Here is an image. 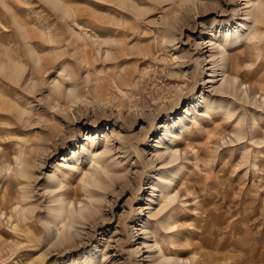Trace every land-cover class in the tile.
<instances>
[{
    "label": "rangeland",
    "instance_id": "374dc122",
    "mask_svg": "<svg viewBox=\"0 0 264 264\" xmlns=\"http://www.w3.org/2000/svg\"><path fill=\"white\" fill-rule=\"evenodd\" d=\"M246 1L59 0L68 11L64 15L43 0H0V61L12 59L24 68L17 84L9 82L7 71H0V94L7 96L0 99L8 110L0 111V154H7L6 161L0 158V170L6 162L15 168L17 144L36 151L32 145L40 138L59 133L53 139L55 150L52 141L47 143L51 155L31 189L37 212L47 206L42 198L46 176L66 152L71 157L86 135L95 141L110 135L114 158L128 171L115 186L123 193H108L97 225L85 227L79 247L52 249L42 264H65L76 254L85 258L103 252L113 264H147L140 230L146 221L168 256L191 264H264V23L254 26L255 36L226 52L227 75L246 96H222V104L236 108L235 117L229 120L222 110L199 114L198 123L176 141L182 159L178 162L184 165L173 204L178 229L161 230L156 222L160 217H147L145 201L151 174L159 167L153 156L155 142L164 127L184 117L190 103L212 96L213 81L207 83L211 64L209 59L202 66L199 62L209 56L205 47L213 33L233 31L242 22ZM203 29L208 34L201 37ZM167 34L174 41L165 39ZM97 37L107 39L109 48L102 46L98 53ZM30 48L38 64L30 59ZM64 69L59 77L63 94L54 97L49 84ZM70 89L73 95L68 96ZM19 110H25L23 120L31 126L19 123ZM238 118L244 119L240 127ZM115 137L125 138L126 155ZM64 138L62 148L58 142ZM31 165L37 175L39 161L33 158ZM10 178L1 171L0 199L7 191L14 197L19 192ZM66 185L64 192L71 198L79 186L77 181ZM8 206L5 215L0 208V264H25L46 249L41 225L46 216L41 213L33 221L37 234L33 229L21 234L8 221Z\"/></svg>",
    "mask_w": 264,
    "mask_h": 264
},
{
    "label": "bare ground",
    "instance_id": "6f19581e",
    "mask_svg": "<svg viewBox=\"0 0 264 264\" xmlns=\"http://www.w3.org/2000/svg\"><path fill=\"white\" fill-rule=\"evenodd\" d=\"M43 1L50 5L56 11L64 15H68L67 9L64 8L59 0ZM154 1L159 2L160 4H164L169 1L174 2L175 0ZM245 6L246 7L243 8L244 18L240 20L242 22L238 23L237 27L233 31L225 30L220 32L219 35H216V33H213V35L211 34L212 36H210L207 42L208 47H205L209 48V56L207 58L203 57L204 59L202 58L201 62H199V66H202L203 63L207 62L206 59H209L208 64H211V67L208 71L210 73L208 79H210L211 81H207V83L209 84L213 81L212 96L202 97V102L197 103L193 106V102L190 103L191 107L189 106V108L185 111L184 117L178 119L176 122L173 121L170 125L164 127V130H162L163 134L155 142L153 156L155 158L154 162H158L159 167L158 170L153 171V173L151 174V183L149 188L150 195L145 201L147 203L146 209L148 210L147 217L154 220L155 218L157 219V217H160L156 222L159 223L160 227L162 228L161 230L165 231L166 233L171 232L176 228L173 204L175 203V201H177L178 195L175 189V185L177 180L181 177V173L184 168V165L178 162L182 159L180 156V152L176 147L177 139L180 136H183V134H185L187 130L190 129L189 127L192 124L198 123V117H200L199 114L205 115L211 111L222 110V113L229 120L235 117L236 108L233 107V105L231 107L229 102H226V104H222V96L235 97L236 99L243 98V100H245L246 98L245 94L235 88V79H229L225 65L226 52L229 51V49L236 47L242 42L255 36L253 32L254 26H256V24L258 23H264V0H247ZM133 9L135 11H138L134 7ZM207 32L208 31L206 29H203L201 37L207 36ZM166 37L165 39H173L172 34H167ZM97 38L98 39L96 40V44L98 53L102 51V46H106L109 48L110 44L108 43L107 39L98 41L99 37ZM171 41H174V39ZM108 51L109 50H106L104 52L106 58L108 57ZM28 54L34 64L39 63V57L35 54L33 49L30 48ZM40 68V73H44V68ZM2 70L8 72L7 79H9V82L15 84L21 81L24 73L23 66L19 63H15V61H13L12 59H9L7 63L4 61H0V71ZM64 72L65 69L61 70L59 72V75L54 78L49 84V86H51L49 90L53 96L55 95L59 97L63 94L61 90V81H63V79L59 77L64 74ZM202 74H205L204 69H202ZM217 78H219V80H216ZM59 79L62 80L60 81ZM72 93L73 90L70 89L68 92V96L73 95ZM4 95L1 93L0 97ZM194 98V95H192L191 100L193 101ZM6 99L7 98H5V100ZM181 100L182 98H179L177 103H174L172 109L175 110L176 107L180 104ZM252 100L255 103V98H253ZM5 107L6 103L1 101L0 99V111L3 113H7L8 110ZM16 113L19 123L31 126L29 120H23L25 110L24 112L19 110ZM4 115L6 116V114ZM238 119V125L240 127V124L244 121V119ZM95 123H99V121L97 120ZM54 133L49 132L47 138L42 137L40 138L39 142L33 144L32 146H37L36 151H33L29 148L30 151L28 149V152L26 148H23V146L17 144L19 147L18 151L15 152L16 154H14L15 168H11V166L7 165L6 162L2 165V170H0V174L1 171L8 173L9 178L11 174L13 179H15V184L19 186L17 188L19 192H17V195L15 197L12 196L10 191H7L4 198L2 197L0 199V208L1 212H4L3 215H5L6 205L8 204L10 206V215L8 214V221H10L11 225H13L14 229L19 230L21 234H24L26 230H31L32 232L33 229V233L37 234L34 229L33 221L37 218H40L41 213L42 215L45 214L46 216V220L41 223L43 228L42 234L45 235L44 247L46 249L43 253H41L40 256L35 259L33 258L31 261H28V263L25 264H42L43 260L49 256V252L52 249L65 250L79 247V240L83 237L82 232L85 227L92 229L95 227V225H97L96 222L98 221V219H100V217L98 218V216H100L101 212L103 211V205L108 197V193L112 192V194H116V197H119L123 193V190L116 191L115 186H117L118 184H122L119 181L124 179L126 176V172H128L126 170L127 167H122L121 162L117 161L114 158V148L112 147V140L110 135L107 134L98 141L92 140L91 137L86 135L84 140H82L83 144L80 146H76V150H73L69 153L71 157L68 158L66 152V155L63 157V159L61 161H58L60 163L59 166H57V168L53 172L46 176V184L43 187L44 196H42V198H46L47 206H44L45 208L43 207V212H41L40 209V211L37 212L38 208L34 205V198L36 197V194L33 192V190L31 191V189H34L33 186L37 185L36 182L38 181L39 176L42 174L41 169H43V163L51 155L48 154L47 149H49V147H47V149L45 147L47 146V143H49V141L53 142L54 137L58 136L57 134H59ZM72 135L74 134L72 133L69 137H71ZM76 137L77 136H75V138ZM71 138H73V136ZM115 138L119 147L125 150L124 154L126 155L128 149L125 138ZM65 141L66 138L60 139L58 142L60 143L62 148L66 147ZM75 141L76 139H74L73 142L75 143ZM52 147L54 150L55 148H57L55 142H53ZM6 156L7 154L5 152L0 154V158H4L5 161L7 159ZM33 158L35 159V161H39V165L36 168L34 167L35 170L38 171L37 175H34L35 173L32 170L31 160H33ZM153 169L155 168L153 167ZM73 181H77V185L79 187L78 189H75L79 190V193H77V191L73 189L71 198H68L66 197L67 195L64 192L65 188L67 187L66 183L69 184ZM120 186L123 189V185ZM80 198L85 199L86 202H83V200H81ZM75 203L79 204L78 208L75 207ZM148 223V221L144 222L140 229L142 230V234L145 237L143 238L142 245L147 250V264H191L189 260L187 261L182 260L179 257L168 256L166 252L162 250L161 246L158 245V242L156 240V232L150 229ZM38 234L39 236L42 235H40V233ZM36 237L38 236L36 235ZM170 239L171 237L169 236V240ZM37 240L41 241L42 238H38ZM37 242L38 241H36L35 244H37ZM140 252L141 250L138 247L135 250V254L138 256ZM107 256V253L104 252L99 256H97L96 253H90V255L85 258L80 254H76L75 257L70 259L65 264H113L111 261H108ZM206 259L207 258H205V260ZM204 262L206 263V261ZM197 263L199 262H196L194 264Z\"/></svg>",
    "mask_w": 264,
    "mask_h": 264
}]
</instances>
